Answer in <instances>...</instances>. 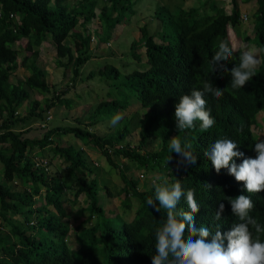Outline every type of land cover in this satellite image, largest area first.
I'll return each instance as SVG.
<instances>
[{"label":"trees","instance_id":"16d2710c","mask_svg":"<svg viewBox=\"0 0 264 264\" xmlns=\"http://www.w3.org/2000/svg\"><path fill=\"white\" fill-rule=\"evenodd\" d=\"M107 1L108 5L100 8L98 14L103 27L102 35H98L100 41L111 38L108 33L128 19L138 17L145 2ZM238 1L232 0L231 15L223 8H216L214 15H205L199 8L171 10L155 0L154 13L146 21H151L150 25L140 27L141 36L131 46V55L137 59L138 51L145 48L147 66L124 75L114 66H106L97 73H104L109 81L120 82L118 89L122 91L117 90L123 98L102 102L98 114L87 121L78 119L77 127H52L42 139H31L25 138L24 132L43 121L44 114L55 104L74 107L69 88L58 90L57 86L48 84L45 71L38 64L39 49L51 39L56 45L57 65L71 66L76 83L83 65L92 58L89 54L92 35L88 27L97 15L98 0H77L73 4L68 0H0V145L8 146L0 147L3 171L0 218L2 225L12 226L10 233L0 230V264H152V256L156 254L155 231L162 227L166 210L157 213L147 206L146 200L155 199V185L164 180L168 184L178 180L184 188L195 189L200 204L195 222L215 224L213 217L218 202L226 206L227 198L245 195L250 196L255 206L253 216L264 225V192L240 190L241 183L227 169L220 174L211 171V161L204 155L218 138H228L241 144L243 158L256 156L254 148L258 139L252 128L259 126L257 117L264 112V0H242L246 4L257 1L259 6L255 35L263 49V60L253 78L242 89L233 90L229 73L212 63L219 42L226 40L230 44L228 25L240 20ZM69 37L76 49L68 43ZM16 45L26 52L21 63ZM240 56L234 52L233 57L223 62L225 67L230 71L238 66ZM19 66L29 76L14 83L11 78ZM94 74L87 78H93ZM205 82L225 89L220 98L204 96L205 108L216 122L212 133L201 131L200 121L195 122V128L179 132L176 104L191 91L202 90ZM51 89L54 98L46 99L44 106L32 99V92L47 94ZM25 102L30 107L22 115L18 110ZM130 107L135 109L132 117L127 114L118 125H110L112 117ZM105 108L113 113L107 128L97 134L92 129L104 121ZM141 108L147 110L144 116L139 114ZM135 133L140 140L138 146L132 147L128 137ZM69 135L83 141L87 149L60 146L59 141ZM175 136L182 143L192 144L191 150L197 158L195 165L178 167L180 157L168 149ZM155 143L160 148L149 152ZM90 150L100 152L109 168L118 170L123 187H119V180L116 197L125 193V210H130L134 203L137 205L133 221H124L113 208L107 211L103 201L100 202V187L107 194L106 202H112L109 200L113 197L109 188L112 177L101 164H95ZM47 151L54 153V159L62 160L61 167L67 165L61 170L64 174L49 172L52 163ZM109 151L128 163L121 166ZM235 162L241 164L242 158ZM134 168L145 175L157 174L156 183L141 189L140 180L126 174ZM68 193H72V202H68ZM67 203L76 210H68ZM179 209L190 211L184 197ZM73 215L79 220L75 227L70 223ZM15 217L23 218V228L13 223ZM230 222V217L224 215L219 223L228 226ZM69 235L73 236L71 245ZM261 238L264 239V234Z\"/></svg>","mask_w":264,"mask_h":264},{"label":"clouds","instance_id":"9594fccd","mask_svg":"<svg viewBox=\"0 0 264 264\" xmlns=\"http://www.w3.org/2000/svg\"><path fill=\"white\" fill-rule=\"evenodd\" d=\"M212 1L216 2V0H201L203 3L200 6L193 7L205 8L207 6L205 2H207L210 7L207 8V11L201 10L202 14L214 15L216 8H223L228 15L232 14L234 6L231 12L229 6V3L233 5L232 0H218L219 3L214 4L215 7L211 6L210 2ZM224 1L226 4L223 3ZM241 3H243L242 0L237 3L240 11L239 22L248 19L247 15L241 14ZM210 10H213V13ZM238 23L228 25L231 46L226 40L220 41L218 50L212 57L213 66H219L232 77L230 84L233 90L242 89L253 78L263 60L261 46H259V57H257L254 49L246 45V41L241 37L240 43L246 46V50L241 49L243 45L235 48L234 41L231 39L230 27L236 29ZM256 48L258 49V47ZM233 51L241 55L240 63L229 71L223 62H227L233 57ZM224 91L225 89L214 87L211 82H205L202 90H193L190 95L182 96L175 106L177 130L180 132L193 129L196 127L195 122L200 121V130L209 133L216 122L211 117L210 111L205 108L204 96L211 94L220 98ZM259 116H263L264 119V112L258 115V121ZM49 120L51 119L46 120L44 117L41 124L46 125ZM121 120L122 116L117 114L110 120V125L114 127ZM260 126L259 124L255 127ZM253 128L252 132L254 133ZM257 141L254 148L255 158H243V148L239 142L228 138H218L204 153L211 161L209 164L211 171L220 174L222 170L227 169L228 174L241 183L240 190H246L248 193L264 192V138ZM168 149L180 157L177 162L178 167L187 168L197 162V158L191 150L192 144L187 141L182 143L179 136L170 140ZM110 154L116 156L113 152ZM237 158H242V163L239 165L235 162ZM170 160L171 157L168 158V162ZM95 164L99 165L96 161ZM206 187L210 189L211 185H206ZM181 197L186 199L190 211L178 210ZM227 201L226 206L224 203L218 202L219 207L213 217L215 224L210 222V225L200 220L195 222V214L199 211L200 204L195 197L194 188L186 189L178 180L174 184H168L167 180H164L162 184L155 185V199L149 197L146 204L157 213L161 209L166 210V219L163 221L162 227H158L155 231L156 254L152 256V264H264V239L261 238V234H264V225L253 216L255 206L252 199L250 196L240 195L236 198H227ZM224 215L231 219L228 226L219 223Z\"/></svg>","mask_w":264,"mask_h":264},{"label":"rangeland","instance_id":"374dc122","mask_svg":"<svg viewBox=\"0 0 264 264\" xmlns=\"http://www.w3.org/2000/svg\"><path fill=\"white\" fill-rule=\"evenodd\" d=\"M155 0H145L143 10L140 12L138 17H133L128 19L123 25L117 26L116 29L111 30L110 36L111 38H104L103 40H98V35H102L103 33V27L101 25V20L98 18V14L100 13V8H102L105 5H108L107 0H98V9L96 10V17L92 20L91 25L88 27L89 33L92 35V41L90 43L89 47V54L92 56V58L86 62V64L83 65L82 68V75L78 79V81L75 83L72 79V69L71 66L69 67H60L57 62V51H56V45L53 43L51 39H48V41H45L39 51V58H38V64L39 66L45 71V79L48 81V84L51 86H57L58 90L61 88L66 89L69 88L72 93L71 97L74 99V107L67 108L65 105H59L55 104L47 113L44 114V117L49 120L46 125L41 124V121L38 123H35L29 131H25L26 135L25 138H31V139H42L46 133V131L49 128L56 127V126H71V127H77L78 119L81 121H87L90 118H94L96 114H98V106L104 102V101H110L112 99H122L123 94L119 93L118 89L120 82L118 81H109L108 77L104 75V73L97 74L104 70L106 66H114L119 69V71L124 74H129L135 70H143L146 66V56H145V48H142L138 51V55L140 56L139 59L134 58L131 54V46L134 39H139L141 36L140 27L144 24L150 25V22L145 23V20L148 21L149 18H151L152 14L155 10ZM159 1L158 4H164L171 8V10H188L191 7L200 6L203 2L201 0H157ZM68 3L73 4L77 3V0H68ZM207 6L205 8H202V11H207V8L210 7L207 2H205ZM204 3V4H205ZM218 0L212 1V5L218 4ZM225 3V1L223 2ZM203 4V5H204ZM226 4V3H225ZM224 6V5H223ZM230 6V12L232 11V3H229ZM227 8L226 6H224ZM258 4L256 1L250 2V3H241L240 4V10L242 15H247V20H241L237 28L230 27L231 30V39L234 41V46L237 49L240 45H243L240 43V37L246 41V45H249L250 48L254 49L255 54L257 57H259V44L256 39L255 30L254 27L257 22L258 17ZM228 9V8H227ZM210 12L213 13V10H210ZM211 13V14H212ZM252 32V33H251ZM251 33V34H250ZM250 34V35H249ZM68 43L74 46V42L69 37ZM76 49V46H74ZM258 47V49L256 48ZM16 49H18L19 52V63L22 62V59L25 55V51L22 49H19V46H15ZM243 50H246V46L243 45L241 48ZM146 63V64H145ZM129 69V72H125V70ZM91 73H95L94 77L91 79H88L87 77H90ZM29 76V72L25 70V68L19 66L18 70L13 74L12 76V82L16 83L18 79H25ZM118 89V90H117ZM122 91V90H121ZM54 90L51 89L49 93L47 94H40L38 92H32V99H36L41 102V104L45 105L46 99H53L54 98ZM139 104L138 102H134L133 104ZM132 104V105H133ZM30 107L29 102H25L21 108H19V113L22 115H25ZM135 109L131 107L129 109H125L119 112V114L123 117H125L127 114H129L130 117L134 115ZM147 110L141 108L139 110V114L144 116L146 114ZM113 111L109 110L107 108L102 111V114L104 115V121L100 123V126L97 128L92 129L94 132L99 134L103 131V129H106L108 126V119L112 116ZM2 119V118H1ZM100 119V117H98ZM259 123L260 127H255L254 133L258 136V140H261L264 138V120L263 116H259ZM0 126H1V120H0ZM47 126V127H45ZM45 127V128H44ZM139 135L138 133H135L134 135L128 137V141L131 143L132 147H136L139 144ZM60 146L68 147L70 145L75 146V148L80 149H87L84 145V142L80 139H75L73 136L69 135L68 137H65L64 139L59 141ZM0 147H8L7 145H0ZM160 148L158 143H155L154 146L149 150V152L157 151ZM84 150V149H83ZM85 151V150H84ZM88 151V150H87ZM43 152V151H42ZM109 153H112V151H109ZM91 158L102 165L103 170L109 172L111 175V184L109 185V188L113 194V197H110L109 200L112 202H106L107 200V194L105 193V190H101L100 187V197L101 201H103L105 208L107 211H111L113 208L120 216L124 218V221L131 222L133 221L134 217L136 216V209L137 205L134 203L133 207H131L130 210H125L123 207V200L125 198V193H123L120 197H116V191L118 190V181H119V187H123L122 179H119V175L117 174L118 170H114L113 167L108 166V164L105 162V158L102 156V154L98 151H91L89 152ZM46 155L51 159L52 167H48L49 172L53 175L59 173L64 174L65 171H61L62 169L66 168L67 165L63 164L62 166V160L60 158L54 159L52 156L54 153L52 151L46 152ZM113 159H116L117 162L120 163L121 166H124V163H128V161L122 158H118L116 156L112 157ZM130 164V163H129ZM1 166V164H0ZM128 177L139 179L141 184V189L146 188L148 186H151L156 183V177H158L157 174H149L145 175L142 171L134 169H129L126 171ZM3 173V171L0 168V176ZM106 176V175H104ZM72 193L67 194L68 202L73 201V197L71 196ZM80 203V199L77 201V204ZM83 205V204H82ZM78 206V205H77ZM65 207L70 210L74 209V206H71V204H65ZM110 209V210H109ZM23 218L15 217L13 219V223L21 226L23 228ZM71 224L72 227H75L76 224L79 222L77 216H72ZM83 222V219L80 220V223ZM10 225H2L1 224V218H0V230L4 231L5 233H10L11 230ZM70 237V235H69ZM71 241V243H70ZM73 242V236L70 237L69 243L70 245Z\"/></svg>","mask_w":264,"mask_h":264},{"label":"crops","instance_id":"0c3cea01","mask_svg":"<svg viewBox=\"0 0 264 264\" xmlns=\"http://www.w3.org/2000/svg\"><path fill=\"white\" fill-rule=\"evenodd\" d=\"M220 7H222V6H220Z\"/></svg>","mask_w":264,"mask_h":264}]
</instances>
